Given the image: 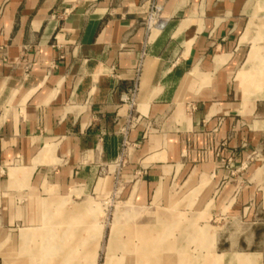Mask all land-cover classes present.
<instances>
[{"label": "crops", "instance_id": "0c3cea01", "mask_svg": "<svg viewBox=\"0 0 264 264\" xmlns=\"http://www.w3.org/2000/svg\"><path fill=\"white\" fill-rule=\"evenodd\" d=\"M75 194L187 202L208 264H264V0H0V220L86 218Z\"/></svg>", "mask_w": 264, "mask_h": 264}, {"label": "rangeland", "instance_id": "374dc122", "mask_svg": "<svg viewBox=\"0 0 264 264\" xmlns=\"http://www.w3.org/2000/svg\"><path fill=\"white\" fill-rule=\"evenodd\" d=\"M63 203V215L86 206L90 209L88 216L74 221L54 220L62 223L61 226H42L43 219L35 220L31 225L19 220L9 226L0 220V227L14 229L10 235L0 234V239L18 242V232L28 227H41L50 232L30 244L36 250L31 251V258L28 257L31 248L24 246L22 255L26 261L22 264L42 261V264L45 261L47 264H69V255L65 262L64 251L55 252L59 249L56 245L66 244L73 246L71 251H65L71 255V264H208L209 260L217 258L212 250L216 234L210 227L211 222L194 215L195 208L187 202L176 203L172 212V208L168 209L170 206H136L113 194L69 195ZM159 215L162 219L158 218ZM205 229L208 231L200 232ZM137 246L142 249L135 250ZM3 253L6 254L0 251ZM9 253L20 263V251ZM54 259H61V262Z\"/></svg>", "mask_w": 264, "mask_h": 264}, {"label": "built area", "instance_id": "2783aa9c", "mask_svg": "<svg viewBox=\"0 0 264 264\" xmlns=\"http://www.w3.org/2000/svg\"><path fill=\"white\" fill-rule=\"evenodd\" d=\"M160 10L161 7L158 4H152V7L148 12L144 22L147 31H149L152 27H163V20L160 18ZM130 101L131 103H133L132 98L130 99ZM243 167L245 168V165L242 166V168Z\"/></svg>", "mask_w": 264, "mask_h": 264}, {"label": "bare ground", "instance_id": "6f19581e", "mask_svg": "<svg viewBox=\"0 0 264 264\" xmlns=\"http://www.w3.org/2000/svg\"><path fill=\"white\" fill-rule=\"evenodd\" d=\"M158 218L162 219V217H161L160 215L158 216ZM159 223H160V222H159ZM160 226H161V224H160ZM140 229H141V228H140ZM155 229H156V228H155ZM140 232H141V230H140ZM154 233H155V231H154ZM141 234H142V233H141ZM161 234H162V233H161ZM20 235H21V236H25L24 239H23V240H25V239H29V238L31 239V237L34 235V233H33V234H27V233H25V232H21ZM158 244H161V243H158ZM136 249H142V248L139 247V246H137V247L135 248V250H136ZM133 255H134V257H135V254H133ZM141 257H142V256H141ZM135 258H136V257H135ZM146 263H147V262H146Z\"/></svg>", "mask_w": 264, "mask_h": 264}]
</instances>
